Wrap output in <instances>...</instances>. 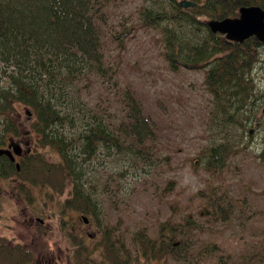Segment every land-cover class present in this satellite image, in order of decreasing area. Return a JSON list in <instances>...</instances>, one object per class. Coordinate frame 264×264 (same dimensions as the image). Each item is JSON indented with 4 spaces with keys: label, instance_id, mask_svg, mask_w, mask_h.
<instances>
[{
    "label": "trees",
    "instance_id": "obj_1",
    "mask_svg": "<svg viewBox=\"0 0 264 264\" xmlns=\"http://www.w3.org/2000/svg\"><path fill=\"white\" fill-rule=\"evenodd\" d=\"M112 1L0 0V140L20 134L22 123L14 119L30 118L23 125L36 137L40 151L29 163L20 164L19 171H12L24 181L57 192L66 190L67 207L100 227L97 242L92 237L67 236L77 264L90 254L99 256L103 264H170V260L174 264H264V231L254 235L255 245L247 251L236 253L224 242L211 239L182 254L177 251L182 245H193L212 230L193 220L190 213L180 221L158 223L154 236L146 228L134 231L130 247L124 237H118L117 224L101 222V191L108 190L101 182L102 170L111 183L110 176L125 177L123 168L111 170L115 159L125 164L130 160L132 166L142 168L144 158H149L144 143L153 140L150 118L132 90L120 87L106 57L104 14ZM179 1L142 0L136 21L119 22L109 39L120 56L125 41L139 28L154 30V41L171 71L203 73V86L210 96L209 129L215 139L189 160L194 170L220 173L246 147L235 136L242 135L241 130L251 138L250 130L260 126L264 116L261 110L258 115L256 101L264 95L254 75L258 66L264 68L259 54L263 43L254 36L242 43L228 41L212 33L207 21L235 17L242 6L264 10V0H193L196 6L191 8H181ZM96 78H114L116 94L120 91L116 110L111 103L96 105L85 96L82 83L88 85ZM45 147L58 155L56 161L46 158ZM256 157L264 162V144ZM0 167L7 164L0 163ZM221 195L209 190V200L198 210L208 224L221 218ZM176 206L175 202L172 207ZM18 249L1 251L0 264H30L31 252L20 245Z\"/></svg>",
    "mask_w": 264,
    "mask_h": 264
},
{
    "label": "rangeland",
    "instance_id": "obj_2",
    "mask_svg": "<svg viewBox=\"0 0 264 264\" xmlns=\"http://www.w3.org/2000/svg\"><path fill=\"white\" fill-rule=\"evenodd\" d=\"M141 4L142 0L111 2L104 14L106 20L104 45L109 65L116 70L115 80L122 89L129 87L132 90L142 104L146 116L150 118L153 131L150 136L153 140L144 143L145 150L141 146L149 157L144 158L146 163L142 168L139 164L132 166L130 160L125 164L115 159V163L109 165L111 170L118 172L123 168L125 177L119 179L110 176L111 183L106 180L102 170L101 182L107 185L108 190L105 188L101 191L103 198L101 222L108 225L117 224L118 237H124L127 247H130V236L134 231L146 228L149 235L154 236L158 223L168 219L173 222L180 221L190 213L193 220L212 227V230L204 232L193 245H182L177 250L179 253L189 254L187 251L196 250L197 245L203 240L211 239L224 242L236 253L241 250L247 251L255 245L254 235L264 231V162L256 157L264 144V116L260 118L261 125L250 130L251 138L248 132L241 130L239 132L242 135L238 133L235 136L240 138L246 147L230 158L222 172L208 173L201 168L194 170L189 158L196 157L202 147L215 139L209 129L210 96L203 86V73L185 69L179 72L171 71L163 60L160 46L154 41L156 36L154 30L139 28L134 37L125 41L126 46L120 51V56L117 55L119 50L115 43L109 39V32L115 30L119 22L126 19L128 22L136 21L137 10ZM259 54L264 59V44L259 47ZM254 72L256 85L264 95V68L258 66ZM96 79L91 80L88 85L82 83L85 96L96 105L105 106L111 103L113 111L116 110L118 105L115 100L120 91L116 94L118 89L114 78L110 81L106 78ZM256 103L260 105L258 107L260 116L264 96ZM20 111L23 113L22 107ZM21 122L25 128L23 125L25 122ZM252 126L251 124L249 128ZM45 156L51 161L58 159V155L47 147ZM209 190L221 193L223 201L220 220L210 224L198 214L203 203L209 200ZM3 194L6 197L5 191ZM4 195L1 204L10 214H1L7 218L13 215L14 219V227L11 230L10 226L6 227V223L0 227L4 235L30 246L36 258L37 251L42 250L43 255L45 253L48 256L47 252H51L55 259L61 258L59 261L63 260L64 264H77L73 249L68 244L64 247L59 243L57 233H54L56 237L49 234L50 236L46 238L27 228L22 219L31 213L23 217L18 201L10 202ZM175 202L177 206L174 209L172 205ZM12 207H15L16 211H13ZM96 226L90 225L89 232L97 242L101 236L96 232ZM214 228L218 230H213ZM33 259L35 262L34 257ZM80 264L103 262L99 256L90 254L87 260ZM151 264L163 263L153 261ZM170 264H174V260H170Z\"/></svg>",
    "mask_w": 264,
    "mask_h": 264
},
{
    "label": "flooded vegetation",
    "instance_id": "obj_3",
    "mask_svg": "<svg viewBox=\"0 0 264 264\" xmlns=\"http://www.w3.org/2000/svg\"><path fill=\"white\" fill-rule=\"evenodd\" d=\"M28 120L29 119L21 120V118H19L13 121L22 123L21 121L25 122ZM18 127L20 134L6 135L3 137V141L0 140V150L8 151L12 156L11 158L4 153L0 154V163L7 164V167H0V227H3L2 225H4V223H6V227L10 226V230L14 227L13 215L10 218L2 215L10 214V212H7V208L3 207L1 204V201H4V199L2 200V195H4L3 193L5 191L7 193L6 197L4 195L5 199L10 202L18 201L21 205L20 213L23 217L31 213L30 216L23 218L22 221L27 228L35 230L36 234L40 237L47 238L50 235L56 237L54 233H57L59 235V237L57 236L58 241L64 247L67 245V236H85L93 238V235L89 232V226L94 224L97 225V223L84 218L80 211L67 207L68 197L66 190L57 192L43 184L24 181L12 171V169L19 171L20 164L29 163L35 158L34 154H36V152L40 153L36 137L30 134V129L26 126L23 128L22 125ZM17 145L20 149L18 154L14 152V146ZM46 158L48 159L47 156ZM7 168L9 169L8 171ZM44 192H46V194H44ZM44 195L48 197L45 198ZM12 209L16 211L15 207H12ZM33 213L37 215H32ZM95 228L100 236V227L96 226ZM9 237L8 235H4L0 228V252L7 249L18 252V245H20L25 250L31 252V264H64L63 260L62 262L59 261L61 258L55 259L51 252H47L48 256H46L45 253L43 255L42 250L37 251L38 256L36 258L34 256L35 252L32 251L30 246L18 243L17 240H13ZM33 257L36 260L35 262Z\"/></svg>",
    "mask_w": 264,
    "mask_h": 264
},
{
    "label": "water",
    "instance_id": "obj_4",
    "mask_svg": "<svg viewBox=\"0 0 264 264\" xmlns=\"http://www.w3.org/2000/svg\"><path fill=\"white\" fill-rule=\"evenodd\" d=\"M181 8H191L196 6L193 0H180ZM207 26L212 33H219L228 41L242 43L244 40L254 36L259 42L264 44V10L259 6H242L239 8L238 16L226 17L223 19H210ZM264 114V106L261 108ZM29 115L30 112L26 110ZM19 146H14V152L19 153ZM11 154L6 150H0V154Z\"/></svg>",
    "mask_w": 264,
    "mask_h": 264
}]
</instances>
